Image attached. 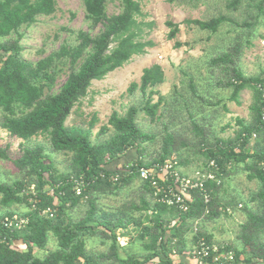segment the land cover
I'll return each mask as SVG.
<instances>
[{
	"label": "trees",
	"instance_id": "trees-1",
	"mask_svg": "<svg viewBox=\"0 0 264 264\" xmlns=\"http://www.w3.org/2000/svg\"><path fill=\"white\" fill-rule=\"evenodd\" d=\"M109 1L82 0L91 28L101 27L97 33L80 29L75 32L76 43H63L32 62L22 57L23 35L19 29L34 24L39 15L53 14L56 0H0V128L22 140L45 135L52 152L70 154L66 173L56 169L40 143L23 148L12 160L21 176L11 182H0V204L6 208L0 213V264H188L191 257L188 240L194 244L198 236H203L212 241L203 231L202 223L227 215V208L239 209L245 215L235 240L225 242L234 252L232 264H264V172L259 166L260 162L264 164V121L259 114V93L254 87L264 78V67L259 74L249 76L239 62L243 38L250 44L253 27L264 20V0H224L228 10L244 7L247 13L242 21L224 14L204 20H184L187 26L209 35L217 34L223 24H229L232 30L239 29L230 44L217 51L212 49V55L196 67H204L208 79L215 73V84L208 80L198 85L192 73L183 70L181 90L174 87L168 97L155 89L164 81L162 67L157 63L144 67L139 82H131L127 88L128 93L139 89L143 102L129 106L124 115L113 110L97 136L110 129L112 133L105 139L93 140L95 117L86 127L67 125L73 106L86 95L93 80L121 67L132 56L145 53L151 45L142 39V22L138 21L141 0H119V12L111 15L107 12ZM165 25L166 37L174 40V48L188 45L176 40L179 23L167 20ZM64 69L66 78L55 90L57 77ZM216 88L219 90L214 91ZM246 88L254 92L252 118L249 122L237 118L234 136L224 138L219 133L229 123L221 125L220 132L215 129L220 111H229V101L239 105L240 93ZM140 112L150 121L168 115L155 153L146 154L145 144L155 142L157 135L138 125ZM183 122L188 125L181 134L175 126ZM252 132L257 137L249 150L247 136ZM131 149L136 150V159L109 168L111 162L120 160ZM2 156L9 158L5 152ZM199 157L204 159L203 166L196 169L200 171L207 169L210 159L216 160L215 173L220 183L205 181L207 201L199 189L190 191L192 198L186 211L156 201L150 184L138 176L136 169L170 160L188 174L182 170ZM229 162L231 165L227 167ZM239 170L246 172L248 180L257 181V191L248 199L239 194L225 197L226 179ZM79 174L91 182L77 195L68 178ZM113 174L119 175V182L111 180ZM57 183L54 195L43 191L44 186L55 187ZM31 185L36 190L34 208L26 194ZM130 189L134 197L125 198L118 206H103L100 201L103 196L121 195ZM14 204H24L26 210L16 213L8 209ZM83 206L86 208L82 215L73 218L71 211ZM48 207L54 210L52 217L42 213ZM14 214L27 216L28 224L22 230L10 232L3 228L1 219ZM130 224L138 229L141 252L133 253L131 244L125 246L118 240L117 231L124 235ZM50 237L55 248L37 255L36 250L46 249ZM94 237L106 246L104 251L87 249V239Z\"/></svg>",
	"mask_w": 264,
	"mask_h": 264
},
{
	"label": "rangeland",
	"instance_id": "rangeland-1",
	"mask_svg": "<svg viewBox=\"0 0 264 264\" xmlns=\"http://www.w3.org/2000/svg\"><path fill=\"white\" fill-rule=\"evenodd\" d=\"M141 16L138 21L142 22V39L149 41L151 45L146 47L145 53L134 55L121 67L109 72L103 78L93 80L87 89L85 96L80 98L73 106L67 125H81L86 127L92 117H95L92 126V139L101 140L107 138L112 130L101 136L97 132L102 125L107 123L108 117L113 110L119 115H124L127 108L131 105H140L143 102V96L139 89L132 93L127 92L131 82H139L142 69L151 64H159L164 72L163 83L156 86V90L164 96H171L173 88L181 90L184 80L182 71L191 72L195 77L194 82L198 85L210 80L213 84L216 82L217 75L208 79L204 67L196 69L203 64L212 54V49L219 50L222 46L230 44L235 39L239 29H230L229 24H223L215 35H209L207 31H201L194 26H187L184 23L186 19H208L218 14H224L230 18L242 21L246 16L244 7L237 11L228 10L224 0H203L195 3L191 0H141ZM119 0H110L107 4L109 15L119 12ZM171 20L179 23V32L176 40L186 42L188 45L174 48V40H168L166 34L168 28L165 21ZM101 27L91 28L89 20L85 18V11L82 0H56V11L48 16L39 15L36 22L30 26H22L19 32L23 35L20 41L23 51L22 57L27 61L35 62L45 57L51 51L57 50L61 44L76 43L75 32L85 30L91 34L97 33ZM254 36L250 39V44L244 40L242 53L239 62L246 75H257L264 67V20L261 24L253 27ZM190 45H192L190 47ZM66 78L65 69L57 77L55 90L60 87ZM219 89H214L218 91ZM225 95V93L223 92ZM228 94V93H226ZM221 95V93H220ZM156 100V95L153 97ZM240 104L227 102L228 112L220 111L219 119L216 121L215 129L220 132L221 125L229 123V127L219 133L222 137H233L238 128L236 119L240 118L245 122L251 120V106L254 102V92L252 89H244L239 96ZM0 110V116H1ZM168 121V115H164L159 120L150 121L149 118L140 112L137 116L138 125L147 132L156 134V141L145 144L146 154L151 151L154 153L159 150L160 136L163 133V126ZM187 123H178L175 129L182 134L187 129ZM189 131V130H186ZM37 143L44 146L45 152L53 159L57 170L62 173L68 171L70 160L69 153L52 152L48 139L45 135H36L27 140H22L10 136L4 129L0 128V182H11L21 176L20 171L15 167L13 159L19 156L22 149L31 147ZM2 152H5L9 158H4ZM135 149L129 150L120 160L130 163L136 159ZM148 158V156H147ZM203 158L193 159L187 169L191 174L197 168L203 166ZM182 169V168H181ZM183 171V170H182ZM230 178L226 179L225 197L239 194L243 199H248L251 194L258 189V183L255 180H248L246 172L239 170L231 173ZM138 188L137 183L134 185ZM134 197L132 189L127 190L121 195H108L101 197L103 206H118L125 198ZM1 199V194H0ZM86 206L71 211L73 218H79ZM240 208V206H238ZM6 208L0 204V213ZM8 209L16 213L24 212V204H14ZM245 215L239 209L230 211L227 215L222 214L213 220H206L202 223L203 231L211 236V240L217 243L231 242L235 240L239 231V224L243 222ZM137 228L130 224L124 235L117 231L118 240L122 245L131 244L133 253L141 252L140 241L137 237ZM133 242V245H132ZM190 246L193 244L188 240ZM87 249L93 252H100L106 249L97 238L87 239ZM126 246V245H125ZM55 248V242L50 237L45 250H36L37 255L42 256L45 251Z\"/></svg>",
	"mask_w": 264,
	"mask_h": 264
},
{
	"label": "built area",
	"instance_id": "built-area-1",
	"mask_svg": "<svg viewBox=\"0 0 264 264\" xmlns=\"http://www.w3.org/2000/svg\"><path fill=\"white\" fill-rule=\"evenodd\" d=\"M254 87L259 93V114L261 120L264 121V78L256 82ZM247 137L248 142L246 147L250 150L253 147L257 135L255 132H252ZM235 149L238 150L237 148ZM175 164V162L167 160L162 164L156 163L152 167L139 166L136 169L138 176L150 184L154 199L160 203L168 206H176L180 210L186 211L192 198L189 193L193 189L202 191L204 199L207 201L209 194L205 189V181L210 179L217 184L220 183V179L215 173L218 170L216 160L214 158L210 159L207 163L206 170H196L191 174H184ZM229 165H231V162L228 163L227 167ZM259 166L264 172V164L260 162ZM111 180L113 182H119V175L113 174ZM69 181L73 182V189L77 195L81 194L91 182L83 174H79L78 176L71 175L68 178ZM57 186L58 183L55 187L46 185L43 191L47 195H54ZM60 193L62 194V192ZM26 194L29 196L32 208H34L36 197L34 185L29 187ZM226 211L230 212L228 208ZM42 213L52 217L54 210L48 207ZM27 224L28 217L19 214H14L11 217L5 216L1 219L3 228L10 232L22 230ZM188 259L191 260L190 264H232L234 261V252L226 243L207 241L205 237L198 236L195 243L191 246V257Z\"/></svg>",
	"mask_w": 264,
	"mask_h": 264
},
{
	"label": "crops",
	"instance_id": "crops-1",
	"mask_svg": "<svg viewBox=\"0 0 264 264\" xmlns=\"http://www.w3.org/2000/svg\"><path fill=\"white\" fill-rule=\"evenodd\" d=\"M122 164H125V161H122V160H115V161H113V162H111L110 164H109V168H111V169H115V168H118V167H120ZM184 169V168H183ZM185 173H187V169H184L183 170ZM187 262H188V264H190L191 263V260H189V259H187Z\"/></svg>",
	"mask_w": 264,
	"mask_h": 264
}]
</instances>
